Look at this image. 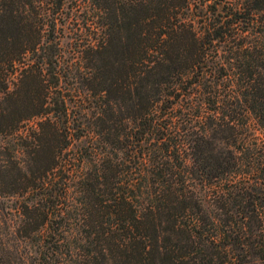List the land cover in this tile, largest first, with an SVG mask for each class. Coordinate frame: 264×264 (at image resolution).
<instances>
[{"label": "trees", "instance_id": "obj_1", "mask_svg": "<svg viewBox=\"0 0 264 264\" xmlns=\"http://www.w3.org/2000/svg\"><path fill=\"white\" fill-rule=\"evenodd\" d=\"M0 194L34 264H264V0H0Z\"/></svg>", "mask_w": 264, "mask_h": 264}, {"label": "rangeland", "instance_id": "obj_2", "mask_svg": "<svg viewBox=\"0 0 264 264\" xmlns=\"http://www.w3.org/2000/svg\"><path fill=\"white\" fill-rule=\"evenodd\" d=\"M15 204L13 197L0 194V232L5 243L13 245L22 255L21 260L15 258L16 264H34L32 258L25 255L28 252V243L14 237L13 226L17 220Z\"/></svg>", "mask_w": 264, "mask_h": 264}]
</instances>
